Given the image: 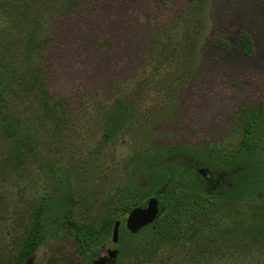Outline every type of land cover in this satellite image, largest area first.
<instances>
[{
  "label": "rangeland",
  "instance_id": "1",
  "mask_svg": "<svg viewBox=\"0 0 264 264\" xmlns=\"http://www.w3.org/2000/svg\"><path fill=\"white\" fill-rule=\"evenodd\" d=\"M243 34L253 55L237 49ZM0 77V264H13L35 209L51 216L68 198L73 218L99 229L132 175L175 149L213 167L242 165L248 188L221 208L222 228L187 242V226L186 241L152 242L150 224L122 245L112 232L83 255L65 227L29 264H94L114 250L106 264H264V236L245 233L264 223L261 122L253 150L242 147L247 112L264 102V0H0ZM9 126L33 145L21 165Z\"/></svg>",
  "mask_w": 264,
  "mask_h": 264
},
{
  "label": "trees",
  "instance_id": "2",
  "mask_svg": "<svg viewBox=\"0 0 264 264\" xmlns=\"http://www.w3.org/2000/svg\"><path fill=\"white\" fill-rule=\"evenodd\" d=\"M156 1L166 3L169 0ZM218 44L225 51L232 48L230 43L225 40H220ZM237 49L243 55H253L255 45L252 37L248 34L241 35ZM3 90L0 77V99L4 93ZM118 104L117 110L108 119L106 140L112 138L116 129L113 122L115 121L117 124V120L122 115L120 102ZM247 117L242 147L249 153L257 143L258 124L261 122L264 127V102L258 109L248 111ZM7 135L12 140V153L16 166L21 165L25 157V148L31 146V150H33V145L28 137L25 139L19 135L12 126L7 128ZM228 163L229 161L225 160L224 166L213 167L200 163L198 157L182 149H175L166 156L157 158L152 165L140 169L138 173L132 175V187L124 192L120 205L113 215L102 220L99 229L78 223L73 218L68 198L63 201L62 208L51 216L47 215L43 208H37L13 264H29L46 239L49 236L54 238L60 236L65 227L74 236L76 248L81 254L94 253L98 241L110 237L119 217L128 216L133 209L145 206L150 199H157L163 210L160 217L151 225L155 237L152 242L186 241L181 236V231L187 226L193 229L189 234L190 240L187 242L198 241L202 233L211 228L219 230L224 226L223 222L226 216L221 212V208L228 202L241 200L248 188L242 165L233 169ZM201 169L208 170L206 177L200 174ZM216 175L220 177L217 181H213ZM247 178L248 176H246V180ZM179 191L183 192L182 197L178 196ZM245 231L247 237L262 238L264 223L249 224ZM123 232L122 229L121 245L129 239L135 238L134 234ZM222 235L229 237L230 234L224 231ZM206 248L208 250V245ZM118 262H120V256Z\"/></svg>",
  "mask_w": 264,
  "mask_h": 264
},
{
  "label": "water",
  "instance_id": "3",
  "mask_svg": "<svg viewBox=\"0 0 264 264\" xmlns=\"http://www.w3.org/2000/svg\"><path fill=\"white\" fill-rule=\"evenodd\" d=\"M200 174L206 177L208 175V170L201 169ZM159 214H160V207L158 200L150 199L148 201L147 206L137 207L129 213L126 219V227L130 233L136 234L141 229L154 223L159 217ZM121 225L122 222L120 220H118L115 223L113 229V238H112L114 244H118L120 241ZM118 253H119L118 250L108 251V256L100 257L94 262V264H105L106 259L115 258L117 257Z\"/></svg>",
  "mask_w": 264,
  "mask_h": 264
},
{
  "label": "flooded vegetation",
  "instance_id": "4",
  "mask_svg": "<svg viewBox=\"0 0 264 264\" xmlns=\"http://www.w3.org/2000/svg\"><path fill=\"white\" fill-rule=\"evenodd\" d=\"M108 261H109V259H106V262H105V264H106Z\"/></svg>",
  "mask_w": 264,
  "mask_h": 264
}]
</instances>
